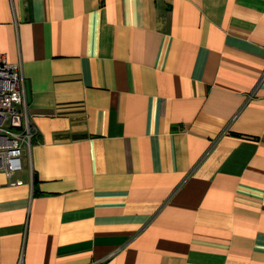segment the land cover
Segmentation results:
<instances>
[{
    "label": "crops",
    "instance_id": "obj_1",
    "mask_svg": "<svg viewBox=\"0 0 264 264\" xmlns=\"http://www.w3.org/2000/svg\"><path fill=\"white\" fill-rule=\"evenodd\" d=\"M3 59L0 264H264V0H0Z\"/></svg>",
    "mask_w": 264,
    "mask_h": 264
},
{
    "label": "built area",
    "instance_id": "obj_2",
    "mask_svg": "<svg viewBox=\"0 0 264 264\" xmlns=\"http://www.w3.org/2000/svg\"><path fill=\"white\" fill-rule=\"evenodd\" d=\"M263 79L264 71L260 81ZM36 134L29 116L22 65L3 59L0 61V170L9 179L22 172L23 156L31 151ZM22 184L11 182V185Z\"/></svg>",
    "mask_w": 264,
    "mask_h": 264
},
{
    "label": "water",
    "instance_id": "obj_3",
    "mask_svg": "<svg viewBox=\"0 0 264 264\" xmlns=\"http://www.w3.org/2000/svg\"><path fill=\"white\" fill-rule=\"evenodd\" d=\"M26 97H27V101H29L30 92H29V86H28V84H26Z\"/></svg>",
    "mask_w": 264,
    "mask_h": 264
}]
</instances>
